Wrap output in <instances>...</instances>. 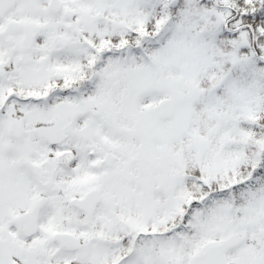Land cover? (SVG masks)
I'll return each instance as SVG.
<instances>
[{
	"label": "snow or ice",
	"instance_id": "obj_1",
	"mask_svg": "<svg viewBox=\"0 0 264 264\" xmlns=\"http://www.w3.org/2000/svg\"><path fill=\"white\" fill-rule=\"evenodd\" d=\"M0 264H264V0H0Z\"/></svg>",
	"mask_w": 264,
	"mask_h": 264
}]
</instances>
